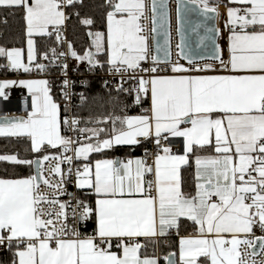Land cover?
<instances>
[{
    "label": "snow or ice",
    "instance_id": "6c2138e0",
    "mask_svg": "<svg viewBox=\"0 0 264 264\" xmlns=\"http://www.w3.org/2000/svg\"><path fill=\"white\" fill-rule=\"evenodd\" d=\"M228 3L237 5L227 7L224 23L228 55L216 45V66L201 65L182 32L177 48L187 65L171 60L167 38L150 51L149 32L158 34L157 22H168L164 0H152L150 30L142 22L148 19L145 0H108L106 33L89 32L91 45L82 54L63 28L64 9L83 0H0V7L21 13L27 43V62L24 48L0 46L6 59L0 68L30 74L58 67L66 100L69 56L87 61L90 71L106 66L121 78L111 97L113 111L86 120L70 115L68 104L61 112L48 79L0 81V97L7 99L5 90L17 83L31 97L26 116L0 121V136L27 137L37 154L0 155V161L36 169L0 178V247L12 253L10 264H158L155 254L142 250L151 244L155 253L173 234L179 236V264H201V257L204 264H264V235L256 236V229L264 233V0ZM199 5L205 18L221 15L219 4ZM80 22L94 24L91 18ZM214 31L219 29H207ZM53 36L67 48L41 53L36 37ZM206 38L200 37V45ZM120 94L137 106L150 100L149 107L128 115L124 104L117 114ZM175 138L182 148L174 151ZM122 146L143 147L144 156L90 161L92 154L107 157ZM74 160L89 162L73 170ZM69 183L88 191L83 197L69 192ZM82 225H91L90 231ZM182 226L193 231L180 236ZM173 255L165 256L167 264H178Z\"/></svg>",
    "mask_w": 264,
    "mask_h": 264
},
{
    "label": "trees",
    "instance_id": "16d2710c",
    "mask_svg": "<svg viewBox=\"0 0 264 264\" xmlns=\"http://www.w3.org/2000/svg\"><path fill=\"white\" fill-rule=\"evenodd\" d=\"M228 3V0H222ZM111 10L108 7V0H83V4H76L75 7L69 6L65 8L68 19L66 21L68 37L72 42L75 50L78 53H83L91 45L92 37L88 35L89 32L105 31L106 30V18L107 12ZM5 9L0 7V46L6 48L22 47L25 49L26 36L24 34V23L21 18L19 11ZM76 12L80 13V16L75 15ZM83 18H91L94 21L92 26L83 25L80 21ZM37 47L41 53L48 47L56 45L55 36L52 38H36ZM50 54V53H49ZM100 60L106 59L105 56L101 55L98 57ZM6 63L5 58H0V65ZM7 69L0 68V72L5 73ZM96 70V69H95ZM107 68L99 71H106ZM55 98L57 99L56 89H52ZM82 93L86 98L85 101H81L76 108V115L82 120H86L91 117H99L106 113L113 111V101L111 97H115V87L108 84L107 87L104 85V81L99 76H92L86 80V84L82 87ZM120 104L116 106L115 111L117 114L120 113V107L124 104L128 105L127 114H136L142 111V108H147L149 100H146L142 105L133 104V98L126 94L119 95ZM84 126L83 124L81 125ZM92 127L93 125H87ZM103 127V125H101ZM151 145H147L150 148ZM54 152V151H53ZM144 153L143 147L132 148L130 146L118 147L114 151H110L108 156H124V155H135ZM15 154L20 159H35L36 153L31 151L30 140L27 137H11V136H0V155H12ZM42 155V154H40ZM100 157L96 154H92L90 160ZM34 174V167L29 168L28 166L16 165L12 162L0 161V177H21ZM92 199V197H91ZM192 228L185 230L182 226L180 234L192 232ZM178 248L177 235L173 234L168 244L161 242L159 246L153 251V246L149 244L146 250L148 255H168L169 253H175ZM12 259V253L7 251L5 254L0 255V264H10ZM165 264V260L162 261Z\"/></svg>",
    "mask_w": 264,
    "mask_h": 264
},
{
    "label": "built area",
    "instance_id": "2783aa9c",
    "mask_svg": "<svg viewBox=\"0 0 264 264\" xmlns=\"http://www.w3.org/2000/svg\"><path fill=\"white\" fill-rule=\"evenodd\" d=\"M197 3H199V0H193ZM145 3L148 5V9L146 12V15L148 17L147 20L142 21L147 25V29L150 30L152 28V12H151V4L152 0H145ZM209 3L212 4H219V6L224 7V23L226 18V13H225V8L226 4L225 2L221 0H209ZM218 18V17H217ZM179 29L178 27V9H177V0H169L168 1V40L170 43V48H171V60L172 61H179V63L187 65L188 61L187 59H182L179 56V49L177 48V45L180 43V36L179 32L177 31ZM219 29V28H218ZM63 36L70 41L68 37V31H67V24L65 23V26L63 28ZM227 37H228V29L223 26V30H219L218 32V43L219 47L221 49L222 55L227 58V54L225 51V48L227 46ZM149 45H150V51L155 53L154 50V41H153V34L149 32ZM55 47L58 49L64 50L67 48V44L60 45L56 43ZM51 55V54H49ZM40 62L47 64L48 61L46 60H41ZM67 64H68V69H67V79L69 80V86L67 90L71 93V95L65 99L63 95V90H64V84L63 81L65 79L62 71L58 67H51L47 72H37L33 71L30 74H25L22 71L20 72H15L12 70L6 71L5 74H0V79L1 78H11L14 80H18L19 78H45L48 79L51 84H52V89H56V95H57V102L61 105L62 113L64 109V105L68 104L69 105V114L70 115H76V108L78 104L80 103L81 96L80 94L82 93V87L86 84V80L89 77L92 76H99L103 79V81L107 80L108 84L115 87L121 82V78L119 76H112L106 71H99V68H96V70H89V65L87 61H77L71 56L68 57L67 59ZM198 62L203 65L204 63H212L216 66L219 65L218 61L212 60L211 58H206L203 60L198 59ZM164 66V65H162ZM124 84L125 87L129 86V82L127 81V78L125 77L124 79ZM9 98L7 100L3 99L0 97V116H26L27 115V110L25 109V101H27L29 108H30V103H31V97L30 94L24 93L22 91H17V90H12ZM133 98V97H132ZM77 116V115H76ZM174 151L177 148H182V140L181 138H175L172 143ZM151 149V146H150ZM62 151V150H61ZM52 154H55L53 152ZM68 155H72V153H68ZM152 158L149 157V163H151ZM89 161H83V160H74L73 161V170H75L76 167H82L84 163H88ZM45 169L48 168L49 162H45ZM61 167L64 169L65 172H67L68 165L63 164ZM45 175L47 176L48 173L45 171ZM58 179V177H57ZM42 190L43 185H41ZM68 191L69 192H74L77 193L79 196L83 197L86 193L85 190H78L74 183H69L67 185ZM68 197H62V199H67ZM91 225H88L87 228H85L83 225L81 226L82 231H90ZM264 235V233H261L258 229H256V236H261ZM258 244V241H257ZM259 248V244L257 246V249ZM7 252L6 248L0 247V255H3ZM262 257H257V259H261ZM179 264V262H178ZM202 264V263H201Z\"/></svg>",
    "mask_w": 264,
    "mask_h": 264
},
{
    "label": "water",
    "instance_id": "95a60500",
    "mask_svg": "<svg viewBox=\"0 0 264 264\" xmlns=\"http://www.w3.org/2000/svg\"><path fill=\"white\" fill-rule=\"evenodd\" d=\"M168 1L164 0V2L167 5V13H168ZM159 3V0H157ZM179 8L178 12V27L180 29L179 36L181 38V32L184 35L185 42L189 46L190 54L197 57H205V58H211L215 53V47L216 45H219L218 43V32H211L208 33L207 29H218L217 24V17L215 19L211 18H205L204 15L201 12L199 3L193 1V0H177V9ZM158 12L161 11L160 9L157 10ZM213 14H209V17H211ZM197 25H200L199 28L196 29V31H193L194 28H196ZM157 33L153 34L155 38H153L154 41V50L155 45L157 41L163 45L165 39H168V22L161 27L160 22H157ZM167 32V37L165 36V33ZM207 36L210 38H206L203 45H200V37ZM162 55V53H161ZM4 117L7 116H0V121L3 120ZM13 117V116H10ZM16 117V116H15ZM116 158H119L117 156ZM36 159V158H35ZM34 167V174H35V166ZM259 244V241H258ZM257 244V246H258ZM170 254V253H169ZM169 254L167 256H169ZM170 258L176 259L175 253ZM167 264V262H166Z\"/></svg>",
    "mask_w": 264,
    "mask_h": 264
},
{
    "label": "crops",
    "instance_id": "0c3cea01",
    "mask_svg": "<svg viewBox=\"0 0 264 264\" xmlns=\"http://www.w3.org/2000/svg\"><path fill=\"white\" fill-rule=\"evenodd\" d=\"M222 1V0H221ZM117 2H118V0H117ZM224 2V1H223ZM225 4H226V8H225V13H226V18H227V7L228 6H237V5H229V3H226L225 2ZM64 11H65V9H64ZM110 11V10H109ZM219 12L221 13V15L217 18V19H219L220 20V25H221V28L223 29V26H224V20H223V17H224V14H223V12H224V7H220L219 8ZM65 14L67 15V13H66V11H65ZM222 18V19H221ZM67 21V20H66ZM66 21H65V23H66ZM107 30V29H106ZM106 30L105 31H101V32H105L106 33ZM230 35V33H229V30H228V36ZM37 38V37H36ZM227 44H228V37H227ZM225 51H226V54L228 55V52H227V46H226V48H225ZM24 59H25V62H27V43H26V46H25V49H24ZM7 71V70H6ZM6 73V72H5ZM5 73H2V72H0V74H5ZM170 74V73H169ZM21 79H45V78H40V77H38V78H19L18 80H16V81H19V80H21ZM2 80H14V79H11V78H1L0 79V81H2ZM17 90V91H22V92H26V93H28V91H27V89L25 88V87H23V86H21V85H19L18 83L16 84V85H12V86H10L8 89H6L5 91H6V93H7V96H8V98H9V96H10V94H12L11 92H12V90ZM29 94V93H28ZM52 94H53V91H52ZM53 96H54V94H53ZM3 98V97H2ZM7 98V99H8ZM54 98H55V96H54ZM4 99V98H3ZM7 99H5V100H7ZM56 99V98H55ZM57 101V100H56ZM149 104H150V100H149ZM148 107H149V105H148ZM61 112H62V109H61ZM139 114H141V112H139V113H136V114H131V115H139ZM123 147V146H122ZM144 156V153H142V154H135V155H124V156H120V159H122V160H127V159H129V158H136V157H143ZM117 156H107V157H97V158H94V159H92V160H90L93 164H94V162H95V160L96 159H101V158H112V159H115ZM152 162V161H151ZM0 178H13V177H0ZM16 178H20V177H16ZM85 191L87 192L88 190H86L85 189ZM92 199H94V197H92ZM188 233H185V234H180V236H184V235H187ZM177 238H178V248H177V250H176V252H175V255H176V260H177V262H179V236H177ZM141 243H144V241H143V239L141 240ZM149 256H152V255H149ZM156 256L158 257V264H163L162 263V261L163 260H165L164 258H165V256H167V255H161L160 253H157L156 254ZM200 261H201V263L202 264H204V258L203 257H201L200 258ZM166 260H165V264H166ZM208 264H210V261L208 262Z\"/></svg>",
    "mask_w": 264,
    "mask_h": 264
},
{
    "label": "bare ground",
    "instance_id": "6f19581e",
    "mask_svg": "<svg viewBox=\"0 0 264 264\" xmlns=\"http://www.w3.org/2000/svg\"><path fill=\"white\" fill-rule=\"evenodd\" d=\"M210 4H212V3H210ZM221 6H219V8H220ZM217 24H218V28H219V30L221 31V30H223L222 28H221V25H220V20L219 19H217Z\"/></svg>",
    "mask_w": 264,
    "mask_h": 264
},
{
    "label": "rangeland",
    "instance_id": "374dc122",
    "mask_svg": "<svg viewBox=\"0 0 264 264\" xmlns=\"http://www.w3.org/2000/svg\"><path fill=\"white\" fill-rule=\"evenodd\" d=\"M222 19V18H221ZM12 155H15V154H12Z\"/></svg>",
    "mask_w": 264,
    "mask_h": 264
}]
</instances>
